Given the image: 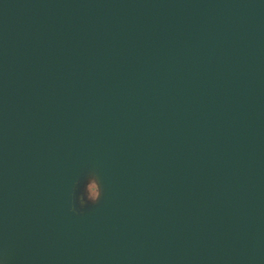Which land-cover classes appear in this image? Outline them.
<instances>
[{
	"label": "water",
	"instance_id": "water-1",
	"mask_svg": "<svg viewBox=\"0 0 264 264\" xmlns=\"http://www.w3.org/2000/svg\"><path fill=\"white\" fill-rule=\"evenodd\" d=\"M0 260L264 264V0H0Z\"/></svg>",
	"mask_w": 264,
	"mask_h": 264
},
{
	"label": "clouds",
	"instance_id": "clouds-1",
	"mask_svg": "<svg viewBox=\"0 0 264 264\" xmlns=\"http://www.w3.org/2000/svg\"><path fill=\"white\" fill-rule=\"evenodd\" d=\"M87 200H88V202L95 203L97 201V198H96V196L94 194L90 193V196H89V198ZM84 205H85V200H84L83 197H81L80 198V206L83 207ZM69 210L73 211V212L76 211V209L74 207L70 208ZM0 264H3L2 260H0Z\"/></svg>",
	"mask_w": 264,
	"mask_h": 264
}]
</instances>
